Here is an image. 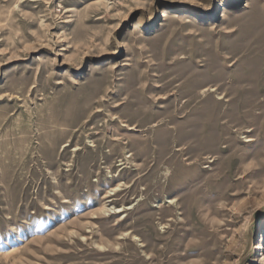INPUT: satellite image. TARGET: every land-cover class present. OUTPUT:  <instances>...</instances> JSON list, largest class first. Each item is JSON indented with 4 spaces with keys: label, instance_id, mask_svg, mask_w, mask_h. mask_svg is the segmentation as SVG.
Returning a JSON list of instances; mask_svg holds the SVG:
<instances>
[{
    "label": "rangeland",
    "instance_id": "rangeland-1",
    "mask_svg": "<svg viewBox=\"0 0 264 264\" xmlns=\"http://www.w3.org/2000/svg\"><path fill=\"white\" fill-rule=\"evenodd\" d=\"M177 1L0 0V264H264V0Z\"/></svg>",
    "mask_w": 264,
    "mask_h": 264
},
{
    "label": "bare ground",
    "instance_id": "bare-ground-1",
    "mask_svg": "<svg viewBox=\"0 0 264 264\" xmlns=\"http://www.w3.org/2000/svg\"><path fill=\"white\" fill-rule=\"evenodd\" d=\"M187 2H189V1H188V0H178V1H177L178 4H184V3H187ZM208 85H209V84H208ZM241 85H244V84L241 83ZM206 86H207V85H206ZM208 91H209V90H208ZM218 93H219V92H218ZM214 94H215V93H214ZM217 96H218V94H217ZM222 96H223V95H222ZM246 96H247V95H246ZM190 97H191V96H190ZM215 98L218 99V98H220V97H215ZM221 98H222V97H221ZM223 99H224V98H223ZM182 100H183V99H182ZM180 101H181V100H180ZM183 102H184V101H183ZM186 103H187V102H186ZM194 103H195V102H194ZM249 103H250V102H249ZM177 105H178V104H177ZM206 105H207V104H206ZM192 106H193V105H192ZM229 107H230V106H229ZM189 108H190V107H189ZM247 109H248V107H247ZM243 110H244V109H243ZM240 112H241V111H240ZM240 112H239V113H240ZM202 119H203V118H202ZM230 122H231V121H230ZM247 131H248V130H247ZM195 132H198V131L195 130ZM191 139H192V138H191ZM191 139H190V140H191ZM184 142H185V141H184ZM180 145H182V144L180 143ZM176 147H177V146H176ZM181 148H183V147H181ZM180 151H181V150H180ZM189 155H192V154H189ZM193 157H194V156H193ZM191 159H192V158H191ZM191 159H190V160H191ZM165 164H166V163H165ZM116 190H117V189L112 190L111 192H112V193H113V192H116ZM111 192H109V193L107 194V196H109V195L111 194ZM110 196H111V195H110ZM169 203H170L171 206H174V207H177V206L179 205L178 203H176V200H171ZM100 212H101V213H106V212H110V213H111V210L108 209L107 206H104V208H103ZM119 212H121V211H119ZM119 212H118V213H119ZM172 221H173V220H172ZM134 238H135V237H134ZM263 240H264V235L262 236V241H263Z\"/></svg>",
    "mask_w": 264,
    "mask_h": 264
}]
</instances>
